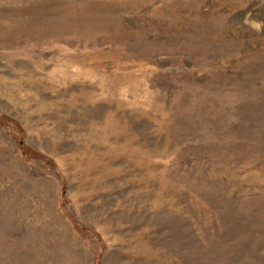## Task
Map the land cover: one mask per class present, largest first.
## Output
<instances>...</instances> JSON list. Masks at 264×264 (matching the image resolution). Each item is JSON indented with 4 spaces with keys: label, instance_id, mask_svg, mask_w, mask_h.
I'll list each match as a JSON object with an SVG mask.
<instances>
[{
    "label": "rangeland",
    "instance_id": "rangeland-1",
    "mask_svg": "<svg viewBox=\"0 0 264 264\" xmlns=\"http://www.w3.org/2000/svg\"><path fill=\"white\" fill-rule=\"evenodd\" d=\"M0 264H264V0H0Z\"/></svg>",
    "mask_w": 264,
    "mask_h": 264
}]
</instances>
